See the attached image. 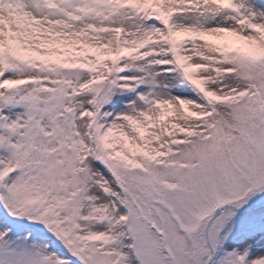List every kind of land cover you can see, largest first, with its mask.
Wrapping results in <instances>:
<instances>
[{
	"label": "snow or ice",
	"instance_id": "1",
	"mask_svg": "<svg viewBox=\"0 0 264 264\" xmlns=\"http://www.w3.org/2000/svg\"><path fill=\"white\" fill-rule=\"evenodd\" d=\"M238 220L264 231V5L0 0V264H264Z\"/></svg>",
	"mask_w": 264,
	"mask_h": 264
},
{
	"label": "rangeland",
	"instance_id": "2",
	"mask_svg": "<svg viewBox=\"0 0 264 264\" xmlns=\"http://www.w3.org/2000/svg\"><path fill=\"white\" fill-rule=\"evenodd\" d=\"M257 6L264 5V0H252ZM239 216V214H238ZM238 227H242V235H251L254 243L249 253V259L264 253V231H260V225L257 223H247L243 226L237 221Z\"/></svg>",
	"mask_w": 264,
	"mask_h": 264
}]
</instances>
